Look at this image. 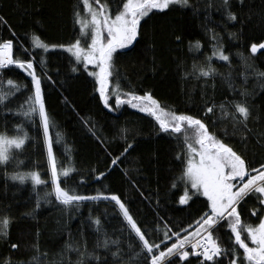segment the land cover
Segmentation results:
<instances>
[{
  "label": "trees",
  "instance_id": "obj_1",
  "mask_svg": "<svg viewBox=\"0 0 264 264\" xmlns=\"http://www.w3.org/2000/svg\"><path fill=\"white\" fill-rule=\"evenodd\" d=\"M89 3L95 6V0ZM222 4L223 0H189L186 6L175 5L163 12L153 10L156 14L150 13L151 18H146V23L142 21L134 46L118 50L121 55L112 68L109 88L117 87L121 94L129 90L137 95L148 92L168 112L190 114L209 125L215 121L217 126L210 127V131L229 140L249 164L258 166L264 163V49L251 53V45L264 43V0H229L230 10L237 16L235 21L227 20ZM77 6L82 10L83 0H0V17L7 22L0 23V42L11 39L14 56L21 58L24 48L31 47L33 35L48 44L75 42L74 31L81 36L88 31L85 28L80 33V25L74 29ZM86 15L82 12L83 17ZM33 51L37 55L28 58L35 61L37 75L43 77L49 136L58 171L61 165L73 168L69 183L80 184L79 194L95 195L97 190L118 194L142 230L149 225L155 227L156 221L161 231L168 220L173 225L190 222L200 205L187 209L169 198L176 191L173 181L182 172L177 153L183 156L187 151L184 128L169 135L158 131L155 119L138 108L123 104L116 111L105 109L94 90L93 78L82 71V66L81 71H73L75 61L73 58L70 63L69 53L59 47L47 53ZM214 51L223 52L229 60L219 59ZM40 54L44 56L42 65ZM209 63L214 72L203 77L200 68L207 70ZM9 67L15 70L3 73L4 91L10 87L6 84L9 78L17 84L30 80L23 70ZM28 95L26 90L15 93L9 105L13 112L0 115V124H6L10 134H16L15 123H22L28 133L22 149H13L20 162L18 167L15 162L0 165V216L9 217L8 236L0 237V264H77L78 260L81 264H111V254L104 247H96L97 237L101 243L104 239L97 227L106 231L108 238L119 239V245L110 244L109 248L115 251L118 246L124 250L121 264H139L134 256L136 249L129 250L121 236L123 218L113 202L85 201L78 209L63 208L53 195V203L40 201L37 207L36 196L43 195L45 186H36L33 191L30 180L20 184L5 175L35 170L51 188L39 117L30 121L16 111L21 104L27 108ZM236 100H246L252 113L246 142L241 140L245 134L234 133L231 117L224 116L218 107ZM209 104L216 106L214 113L202 111ZM0 131L5 128L0 127ZM225 132L228 136H224ZM129 143L132 146L125 152ZM117 157V164L111 165ZM99 171L105 176L96 180ZM63 180L60 177L62 186ZM141 192L145 196L152 194L151 200ZM94 219L101 221L100 226L93 223ZM226 242L224 237L222 243ZM13 243L17 245L15 249L11 247Z\"/></svg>",
  "mask_w": 264,
  "mask_h": 264
},
{
  "label": "snow or ice",
  "instance_id": "obj_2",
  "mask_svg": "<svg viewBox=\"0 0 264 264\" xmlns=\"http://www.w3.org/2000/svg\"><path fill=\"white\" fill-rule=\"evenodd\" d=\"M240 2L243 3V0ZM188 4L189 0H95L94 6L89 3V0H83V9H79V6L74 9V29L75 25H80V33H83L86 27L88 31L85 36L74 31L75 42H69L66 45L48 44L38 35H33L31 47L24 48L22 58L14 56L11 39L0 42V115L5 111L13 112L9 105L15 93L21 90L27 91L29 94L26 99L27 108L25 109L21 104L16 111L30 121H35L36 116L39 117L51 188L48 189L47 182L35 170L13 171L10 174L6 172L5 175L12 181H19L20 184L30 180L33 191L36 190V186L44 185L43 195L36 196L37 207L40 206V201L45 204L53 203L50 199L53 195L55 202L63 208L78 209L82 202L101 201V199L108 203L114 202L113 207H118L123 218L119 229L121 236L124 237L129 250L136 249L134 256L139 259V264H264V163L252 166L242 154L234 150L229 140L210 131V127L216 128L215 121L209 125L202 118L190 114L168 112L148 92L137 95L129 90L121 94L117 87L109 88L110 77L114 75L112 68L121 55V51L118 50L134 46V42H137V37L140 35L142 21L146 23V18H151L150 13L155 15L153 10L163 12L175 5ZM222 7L227 20H237L236 14L230 10L229 0H223ZM82 12L90 15V21L82 16ZM0 23L7 22L0 17ZM88 38L90 43L87 42ZM199 46L197 41L196 47L199 48ZM20 47L23 48V45ZM57 47L70 54V63H73L74 58V72L81 71L82 66V71L93 78L94 90L98 92L99 101L105 109L116 111L123 104L138 108L141 113H147L155 119L159 125L158 131L169 135L179 133L184 128L183 143L187 151L183 156L177 153L182 172L173 181L172 187L176 191L165 195H169L170 199L179 205L186 206L187 209H191L193 205H200L190 222L173 225L172 221L168 220L161 231L156 221L155 227L149 225L142 230L118 194H104L99 190L95 195L79 194L80 184L69 183L73 179L70 175L73 168L61 165L58 171L53 144L49 136V116L42 90L43 77L37 75L35 61L28 58L29 55H37L34 49L47 53L50 48ZM213 47L215 48V45ZM258 48L264 49V43H253L251 53H256ZM213 55L224 61L229 60V57L220 51H214ZM39 63L41 65L44 63L42 54H40ZM13 65L23 70L30 80L17 84L9 78L6 84L10 87L4 91L3 73L14 72L15 69L9 67ZM90 65L91 69H89ZM211 72H214V69L210 63L207 70L200 68L203 77H208ZM115 78L118 82L120 74H115ZM47 79L50 80L51 77ZM215 107L214 104H209L202 111L214 113ZM218 107L223 111L224 116L231 117L234 133L245 134L241 140L246 142V134L250 131L249 119L252 117L246 100H236L227 106L221 103ZM226 107L230 108V111L225 110ZM0 127L5 128V131H0V165L15 162L18 167L20 162L15 159L13 149H22L28 133L24 132L22 123L14 124L16 134H10L6 124H0ZM261 135L264 138V133ZM224 136H228V133L225 132ZM131 146L129 143L124 151L127 152ZM118 159L119 157L113 159L111 165H116ZM104 176L105 172L99 171L94 178L99 180ZM60 177H64L63 186ZM80 179L83 181V177ZM151 195L145 196L141 192V196L148 200H151ZM177 195L178 200L175 199ZM201 197L204 199L201 200ZM158 204L159 199L157 206ZM183 210L185 209H181ZM189 215L193 217L192 213ZM160 219L164 217L161 216ZM93 223L100 226L101 221L94 219ZM8 226L9 217L0 216V237L7 238ZM175 227L179 230H173ZM96 231L104 234L102 243L100 237H97L96 247H104L111 254L113 257L111 264H121L124 250L118 246L115 251L109 248L110 244L119 245V239L108 238L106 231L101 227H97ZM224 237H227L226 243H222ZM11 247L15 249L17 245L13 243ZM80 255L83 256L84 253L81 252ZM88 255L91 256L93 253ZM189 257H194V261ZM95 258L97 261L100 260L98 255ZM77 264H81V261L78 260Z\"/></svg>",
  "mask_w": 264,
  "mask_h": 264
},
{
  "label": "rangeland",
  "instance_id": "obj_3",
  "mask_svg": "<svg viewBox=\"0 0 264 264\" xmlns=\"http://www.w3.org/2000/svg\"><path fill=\"white\" fill-rule=\"evenodd\" d=\"M89 21H90V19H91V17H90V15L87 13V15L85 16ZM87 28V27H86ZM88 29V28H87ZM91 41H90V38H88V43H90ZM14 66V65H13ZM91 66V65H90Z\"/></svg>",
  "mask_w": 264,
  "mask_h": 264
},
{
  "label": "water",
  "instance_id": "obj_4",
  "mask_svg": "<svg viewBox=\"0 0 264 264\" xmlns=\"http://www.w3.org/2000/svg\"><path fill=\"white\" fill-rule=\"evenodd\" d=\"M102 200V199H101ZM114 203V202H113ZM118 208V207H117Z\"/></svg>",
  "mask_w": 264,
  "mask_h": 264
}]
</instances>
